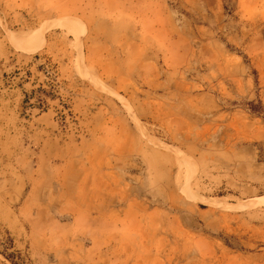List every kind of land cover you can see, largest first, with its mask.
Segmentation results:
<instances>
[{
    "label": "rangeland",
    "instance_id": "rangeland-1",
    "mask_svg": "<svg viewBox=\"0 0 264 264\" xmlns=\"http://www.w3.org/2000/svg\"><path fill=\"white\" fill-rule=\"evenodd\" d=\"M0 0V264H264V0Z\"/></svg>",
    "mask_w": 264,
    "mask_h": 264
},
{
    "label": "crops",
    "instance_id": "crops-1",
    "mask_svg": "<svg viewBox=\"0 0 264 264\" xmlns=\"http://www.w3.org/2000/svg\"><path fill=\"white\" fill-rule=\"evenodd\" d=\"M13 1L16 2L15 4H17V5L19 6V8H21L20 6H24V7H25V6H28L27 4H24V5L21 4L19 0H13ZM1 3H2V0H1Z\"/></svg>",
    "mask_w": 264,
    "mask_h": 264
}]
</instances>
